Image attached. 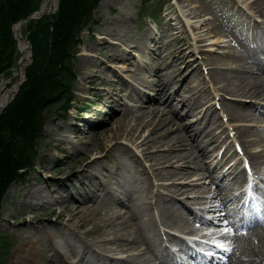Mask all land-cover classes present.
Wrapping results in <instances>:
<instances>
[{
	"label": "rangeland",
	"instance_id": "374dc122",
	"mask_svg": "<svg viewBox=\"0 0 264 264\" xmlns=\"http://www.w3.org/2000/svg\"><path fill=\"white\" fill-rule=\"evenodd\" d=\"M25 1V3H27V5L29 6V4L35 0ZM234 1H236V3ZM257 1L258 0H92V7L91 9L89 7L90 11L87 15V18L85 19V22L83 19L80 26L78 27L79 29L77 32V38L79 39V45L78 47H76L75 56L72 58V60H69L70 62L68 65L70 74L73 75V79L71 82L72 91L69 94L70 99H72L71 106L66 112H63L59 104H52L47 107L44 119L42 120V124L40 127L41 130L39 134L38 147L36 148V155L32 162V168L26 170L25 173L23 172V174L18 178L17 181L10 183L1 196L0 252H2V254L6 252L4 264H18L15 254L18 253L21 241L27 238H33L37 230L40 231L39 235H43L45 238L47 234H50L51 237L49 236V238H46L47 243L53 244L56 250L61 254L65 252L66 241L70 237L75 241L76 245L84 243L91 246V249H93L97 253H103L108 257L118 256L117 253L113 251L115 249V245H112V242L114 241H112L111 239L112 235L109 233L110 229H107L108 227L112 229V227H110L112 222L109 221L111 220L109 219V217L112 218V207L114 205H109L107 204V202L104 203L105 205L101 204L99 205L100 209L98 210L97 208L98 212L96 210L95 214L92 215L91 209L93 206L92 202H89L87 206L89 208L85 210L84 215H82L85 225L81 228H74V221H65L64 215L56 218V214H58V212L60 211L61 206L60 204L54 203L52 201V198L59 195V193L61 195H64L65 193L62 190L68 187L72 195V200H74V198L75 200L79 198L78 192L82 195H85L88 192H92L94 197L101 199L103 195V187L111 189L113 192H115L118 185L117 182L119 180V178L116 179L119 175L116 176L115 173L118 169L120 170V173L131 176L129 178H131L132 180L143 178L142 185H140L143 193L142 191L138 193L131 192L128 197H124L118 192L119 190L117 188V195L123 202L121 205H118V208L121 210L120 211L118 209V212L123 216H127V210L129 209L128 206H130L131 201L132 203L142 204H144L143 202L147 201L149 203L147 215H152L151 210L156 207L153 204V191H155V194L159 193L160 191L161 193L164 192L166 194H170L171 197L175 196L181 199H186L183 204H190V208L192 210L202 209L200 207H198L197 209H193V204H191V202L189 203L188 200L190 198L186 196L200 198L197 201V205H200V203L203 201L201 197L206 195L207 190H211L206 188L212 186L211 184H215V180L210 179V181L212 182L211 184H209L208 179L210 177H207L205 175L206 171L196 166L205 165L208 166L211 170L214 168L213 171H211L212 175H215L220 170H217V168L215 169V167L218 165L217 161L212 167H210L209 165V163H211V157L214 155L212 157V160L216 158V149L212 150L214 148L213 143L212 145H206L205 148L203 135L200 136L201 138H199V140L197 135L196 139L201 146H204L205 156L202 157V160H199L201 156H199L197 160H191V157L193 155L201 152V148L198 147V142L196 143L194 138L191 137L193 132H191V129L188 128L187 125L198 119H201V122H203L204 125V120L206 118L205 116H209L208 120L214 125L215 128L213 132L215 134L222 135L227 132L226 124L222 119L221 120L223 123L220 121L221 115L225 114L224 108L220 107V102L224 100L223 102L225 104H228L234 102L237 103L238 101H228V97L226 96V99H218V104L220 105L219 107L212 106V100L210 99L209 92L206 88L207 85H209V82L205 80L206 78H209L210 80L218 82H213V85L216 87L220 85L219 89L221 91H223V87H226L227 85L229 91L233 87V85L235 86L238 84L236 78L232 79V77H229L230 69L236 66V61L230 60L227 57H229L228 54L231 53H242V45L245 44V41L248 43L247 45L250 48H253L255 51L258 49V43L261 41V34L260 32H258V29L261 24L262 25L260 26V28L264 27V19L256 12L255 4ZM40 2L41 0H37V5L30 10L29 7V13L23 15L22 17L36 12ZM80 2H84V4H80ZM87 3L88 0H58L55 9L51 12V14H43V16H39L37 19L31 20L33 24H31L30 26V31H28L29 27L26 28V26L27 23L31 21H28L26 23V26L21 25L20 33H22V36L27 40L30 47V57L26 62L27 65L25 69L35 61H39L40 55H42L41 53L44 48L48 49L51 46L56 45V43H58V41L62 39L63 32L58 33L56 31V29L60 25L59 22H68L74 15V13H79L87 8ZM5 14L6 13L3 12L0 17V21H4L0 22V31H6L5 33L2 32L3 37L1 36L0 38V49L2 47H5L7 53L11 54V62H3L4 68L0 71V82L1 80H7L9 74L11 73V71H13V67L17 66L16 61L18 57L17 41L15 40L13 32L11 30L12 23L14 24L18 19L14 22L11 21L12 23L10 22L8 24V22L6 21L7 18L4 17ZM46 23H48L49 25L48 37L46 38L45 43L43 42L42 44L40 40L41 35L39 34H42V31H45L43 24ZM251 26H256L255 29L257 31H252ZM174 28L176 32H173L172 29ZM100 29H105L108 33H110V35L104 33L106 31H100ZM249 30H251L252 33L258 36L255 37V39L249 37L251 36V31ZM151 37H154L158 40L160 52H154L153 42L156 39H154L152 42V40H150ZM33 39L35 40L34 42H32ZM101 40L104 41V45L99 44L103 43L99 42ZM130 40L134 45H137V47H134V45H132L133 48L131 47L130 49H127L129 57L128 60L124 63L125 65L113 62V58L111 57L113 55V52H118L119 48L123 50L124 44H126ZM123 41H125L126 43H123ZM238 41H240V43L242 42V45ZM35 43L38 44V49L35 48L37 47V44L35 45ZM238 44L241 46H239ZM110 45L114 47L117 46L119 48H113L110 47ZM88 46H94L95 49L90 50ZM261 48H264V44L261 46ZM111 49L115 50L113 51ZM32 52L37 56L34 62H32ZM157 54L161 57V59H164L165 66H167V69L163 68L161 72L174 73L177 70L182 71L176 78L175 82H172V87L170 88V85L168 88V91L170 92V94H172L171 100L173 101V104L172 107H166L165 104H163L162 106L159 103L160 100L156 101L155 99L149 102L144 97V100L141 103L140 107L139 103L136 102L134 97L133 100L131 98V95H133L132 89L134 88V90H137L136 93H138L139 90L143 93L148 94V98L153 97V92L147 89L144 84L145 82H152L156 78L153 75L152 71L150 72L147 66H154V64L152 63V59L157 58ZM84 56H88L89 58H91L92 62L96 63V65L91 66L81 63V57ZM181 58H183L182 61ZM247 64L248 62L245 63L246 66L249 65ZM185 66L187 68H185ZM106 67L108 68V71L106 70ZM203 68L207 70L206 74L201 71ZM118 69L122 70L118 71ZM109 70L118 72L121 78L117 82V85L114 86L115 88L113 87V89L108 93L111 94L113 99L116 100V105L118 104V107L116 105L111 106L114 109H116L117 107L116 110L118 111V113H115V115H119L120 112H122L124 115L123 111H125L127 108H130V110H133V112L138 110L137 112L140 113V109L147 110L151 107H154L155 105H159L163 110V116L167 119L172 120L170 129L176 130L175 134H177L183 140L181 141L182 145L180 147V150H178V147H176L174 144L171 146V152L168 153V157L170 156V159L168 162H166V164H164V167H161V165L159 164L157 165V170L160 171L158 176L153 174L154 171L150 172L151 170H148V173L147 171H145L143 175H139L135 171L134 167L136 163H139L142 167H144L145 170V166H148L149 168L150 162L144 160L142 157L141 149L135 147L137 146V143L148 136L147 130L151 126L150 124H147V120L149 121V117H145V127H147V129L143 128L141 131L135 129L136 139L134 141H129L124 135H121L115 140H112L106 138V135L108 134V132H106L104 137L105 139L103 140V145L96 146V148L93 149H97V154L91 150V156H95L96 158H98L99 162L96 163V165H93L91 170L88 171L91 174L83 173V176H80L81 169L78 167V162L82 159L90 160V158L85 153L86 150L89 151V147H93L96 143L100 144L98 139H94L92 136L90 138L86 137L87 129L82 120L88 119L97 121L98 129L105 128L106 125L101 123L100 118H94L93 113L103 106L104 99L106 100V97L108 96V94H106V91L102 88V81L104 79L112 77L110 74L111 71L109 72ZM194 70L195 72H193ZM28 71L29 69L27 68L26 77L24 74L23 81H21L20 85L25 82V78L26 82L24 84L27 83ZM191 71L193 72V76L191 74L188 75V73H190ZM85 72H91L96 75V78H93L91 80L92 85L89 86V88L84 87L85 84L82 83L81 78ZM50 73L51 77H55L56 67H52L50 69ZM187 76L190 78L192 77L193 79L195 78L194 81L189 82ZM245 80L248 81L249 78H246ZM13 83H17L16 80L7 82L1 92L4 93L5 91H7L9 88H11ZM24 84H22V86ZM187 84H189L188 86L203 88V90L205 91L204 93H202L201 99H208L205 105H207L208 103L210 104H208L204 108L202 107V109H200L199 111L196 110L192 114L189 113V115L184 116V114H186V108H182V110L180 109V101L182 100L183 95L184 97L186 96V93L181 94L180 88L182 85ZM15 89L12 91V93L15 91ZM223 92L233 97H237L228 92ZM190 95H192V93ZM183 104L185 105L184 99ZM203 105L204 104L202 103V106ZM15 106H17V104H14L13 108H16ZM209 106H212L214 108L208 111L207 108ZM201 110H207V112L203 113V115L205 116L200 117L202 113L200 112ZM22 112L23 109L20 108L15 118L16 120ZM230 112H232L231 109ZM230 115L231 116L227 114V116L229 117V120L227 119L228 123L230 125H234L240 130H244L242 136H239L238 139L244 142L246 148V146L248 145L247 140L249 137H247L245 124L249 125V123H251V118L236 119L232 116V113H230ZM213 116H215L214 122H212ZM120 118L122 119V121L125 120V116ZM110 119H112V116L109 118V121L111 122ZM11 124L12 121H10L8 127L11 128ZM176 124L180 125L178 126ZM5 125L7 126L6 123ZM70 125H77L78 130L80 131H75L70 127ZM113 126L114 125H111L110 127ZM210 126L212 128V125L208 124L209 128ZM123 128H126V132H128L129 129H132V126H124L123 123ZM251 131H253L254 134L259 135L261 141L259 146L264 148V134L260 133L258 129H249V133H251ZM7 132L8 131H4V134ZM233 132L235 135L238 134L236 132V129L233 130ZM169 136L173 137L174 135L170 134ZM3 143L5 142L1 140L0 145L3 146ZM114 145L118 146L117 148L125 147L129 154L123 151H119L118 149H114ZM72 147H76L77 149L80 148L81 150H79L78 152H74L72 150ZM130 147L139 152H137V154H135V152L133 153ZM247 148V150H250L249 146H247ZM157 149H160L159 152L163 151L164 153L165 147L163 145H160ZM191 149L194 150L191 151ZM177 151H179L181 155L186 154V156L184 158H179L176 155L178 154ZM43 153H49L57 158L63 157L64 154L69 153L70 157H67L63 161V163H56L53 159H51L49 160V162H47L45 168L41 170V166L44 162L42 158ZM78 155L79 157H77ZM220 160L221 159L218 158V161ZM177 165L180 166L176 167ZM122 166L124 167V170L121 169L123 168ZM259 167L263 168L264 170V164H260ZM181 169H184L188 172L193 171L192 174L188 173L187 175H184L188 176V179L192 176L191 180L185 179L187 180L185 186H182L181 190L176 191L175 194L172 193L171 190L173 188L171 187H167L164 189L161 183L169 185L171 183L177 184L181 182V179L179 177L172 176L173 173ZM3 172L4 170L2 164L0 163V174H3ZM226 173H229V171H226ZM74 175H77V178L72 177ZM193 175L197 176V178L199 179H195ZM204 180L205 184L202 183ZM39 181L41 184H39ZM190 183H192L193 185ZM148 186L150 187V191L149 189H147ZM236 186L237 183L234 187ZM74 187H77V192L74 190ZM32 189H35V191L32 192ZM212 190L209 196L207 195L208 200H215L214 198H211V196L213 195ZM28 192H32L35 198L44 197V199L47 200V203H44L40 208L32 210L33 216L27 215L30 210L23 207V199L26 197V194ZM146 195L149 197L146 198ZM165 196L167 195H164V197ZM102 201L104 202L106 200ZM178 206L184 210L182 206ZM20 211H23L24 215L20 216ZM218 211L213 210L214 214ZM155 214L158 221L157 211ZM145 217L147 218V216ZM104 220H108L110 225L102 228L100 227V225L103 224ZM22 226H25L26 229L24 227L20 229ZM70 232H73V237L71 236ZM85 232L93 234L88 236ZM100 232L101 234L98 235ZM51 238L52 240H50ZM98 238L101 239V243H103L102 240L107 241L106 243H104V245L101 244L98 247V242H96V239ZM164 239L166 240L165 237ZM164 239L161 240V246L164 242H166L164 241ZM104 246H107L111 250L108 253H104ZM123 248L127 249L128 251L124 253V257L125 255L132 256L134 254H137V257L133 256L135 260L137 258V260L147 258V256H143L141 250L142 246L137 248L136 251H134V249L133 251L130 250L129 246ZM76 250L77 252L79 251L78 246L75 247V254L78 256L79 253H77ZM75 254L68 255L64 253L63 256L66 257V263L68 261L70 264H76L75 262H77L78 257ZM128 257L129 256H127V258ZM147 263L152 264V261H150V257L147 258ZM154 264L156 263L154 262Z\"/></svg>",
	"mask_w": 264,
	"mask_h": 264
},
{
	"label": "bare ground",
	"instance_id": "6f19581e",
	"mask_svg": "<svg viewBox=\"0 0 264 264\" xmlns=\"http://www.w3.org/2000/svg\"><path fill=\"white\" fill-rule=\"evenodd\" d=\"M57 2H58V0H42L38 10L35 13H37V14L44 13V15L45 14H51V12L55 9ZM255 9H256V12L264 19V0H258L255 4ZM41 16H43V15H41ZM31 20L32 19H28L25 21L23 20L22 22L18 21L19 23L16 22L12 25L11 30L13 32L15 40L17 41V52H18V57H17V61H16L17 66L13 67V71H11L7 80H1V82H0V104H2L11 95L12 91L17 86L19 87L21 81H23L24 70H25V67L27 65L26 62H27L28 58L30 57L29 56L30 55V47H27V40L22 36V33H20V27H21V25L25 26L26 23L28 21H31ZM255 28H256V26L252 27V31H257ZM172 30H173V32H176L175 28ZM100 31H106V30L100 29ZM252 31H251V36H249V37L255 39V37H257L258 35L252 33ZM258 32H260V34H261V41H264V27H261V28L259 27ZM101 33H103V32H101ZM104 33H106L107 35H110V33H108L107 31ZM148 37H150V36H148ZM154 39H156V38H154V37L150 38V40H152V42ZM242 40H243V38H242ZM99 42H103V43H99V44L104 45L103 40H101ZM238 42L240 43V41H238ZM123 43H126V42L123 41ZM247 44L248 43L246 41H245V44H243V45L241 44L242 45V53L228 54L229 55V57H227L228 59L236 61V66L234 68L230 69L229 77H232V79L236 78L238 81V84L235 86L233 85V87L229 91H228V87H227L228 85H227L226 87H223V91L228 92L234 96L241 97V98H250V99H254V100H259V99L261 100L264 97V52L261 51L260 49H257L255 51L253 48H250ZM132 45H134V44L130 40L126 44H124L123 50H121L119 47L115 46V47L119 48V51L113 52V55L111 56L113 58V62H117L118 64H124L128 60V57H129L127 49L128 48L130 49L131 47L133 48ZM241 45H239V46H241ZM153 46H154L153 47L154 52H156V51L160 52V47H159L157 39L153 42ZM110 47L115 48L112 45H110ZM134 47H137V45H134ZM88 48L90 50L95 49L94 46H88ZM111 50H113V49H111ZM244 55H245V57H244ZM81 60H82L81 63H84L85 65H91V66L96 65V63L92 62V59L89 58L88 56L81 57ZM182 60H183V58H181V61ZM247 62L249 64V65L247 64L248 66L245 65V63H247ZM152 63L154 64V66H152V67L147 66V67L150 70V72L152 71L153 75L156 78L152 82H145L144 85L147 89H149L153 92V94H154L153 97L148 98V96H147L148 94L143 93L139 90H138V93H136L137 90H134V88H133L132 89L133 95H131V98L133 100V97H134L136 102L139 103L140 107H141V103L144 100V97L149 102L156 99V101L160 100L159 103L162 106H163V104H165L166 107H172V104H173V101L171 100L172 94H170V92L168 91V88L172 84V82L173 83L175 82L176 78L179 76V74L182 71L177 70L174 73L173 72H161L163 70V68L167 69V66H165L164 59H161V57L158 56V54H157V58L152 59ZM185 68H187V67L185 66ZM106 70L108 71V68ZM121 70L122 69H118V71H121ZM195 70L193 72H195ZM110 71L111 70H109V72ZM193 72L191 71L190 73H188V75L191 74L193 76V74H192ZM110 74L112 76L111 78H107V79H104L102 81V86H103L102 88L106 91V94H108L113 89V87L117 85V82L119 81V79H121L118 72L111 71ZM174 75H175V77H174ZM93 78H96V75L94 73L85 72L81 78L82 83L85 84L84 87L89 88V86L92 85L91 80ZM246 78H249V80L246 81L245 80ZM187 79H189V82H193L195 78L193 79L192 77L190 78L187 76ZM12 80H16L17 83H15V84L13 83L14 85L12 84L11 88H9L7 91L2 93L1 90L5 87L7 82H10ZM222 80H223V78H222ZM188 85L189 84L182 85L180 88L181 94L186 93V96L184 97V95H183V98L180 101V109L182 110V108H184V109L186 108L185 109L186 114H184V116L189 115V113L192 114L196 110H198V109L200 110L203 107L201 97H202V93H204L205 90H203V88H197L196 86H188ZM171 87H172V85L170 86V88ZM191 93H192V95H190ZM183 99H184L185 105L183 104ZM106 103H108V104H106ZM115 105H116V100L113 99L111 94H108V96L106 97V100L104 99L103 106L100 109H98L96 112L93 113L94 118H97V119L100 118L101 123L106 125L105 128L98 129L97 128V126H98L97 121L88 120V119L82 120L83 124L86 126V129H87L86 137L90 138L92 136L94 139H98L100 144L94 143L95 145L93 147H89V151L86 150L85 153L90 158V160L82 159L78 162V167L81 169L80 176H83L82 175L83 173L91 174L88 171L91 170L93 165H96V163L99 162V159L96 158L95 156L94 157L91 156V154H92V151H94L97 154V152H98L97 149L96 150H93V149H95L96 146L103 145V140L105 139L104 137H105L106 132H108V134L106 135V138H109L112 140H115L117 137L124 135L129 141H134L136 139L135 129H137L139 131H141L143 128L147 129V127H145L146 126L145 117H149L150 122L147 120V124L151 125L147 130L148 136L146 138L142 139L139 143H137V146H135V147L141 149L143 159L150 162L149 169L151 170V172L154 171V173H153L154 175L158 176L160 171L157 170V165L159 164V165H161V167H164V164H166V162L169 161L170 156L168 157V153L171 152V148H172L171 146L174 144L176 147H178V150L181 149L180 148L182 145L181 141H183V140L177 134H175L176 130L170 129V124L172 123V120L165 118L163 116L162 108L159 105L158 106L155 105L154 107H151L147 110L146 109L145 110L140 109V113L137 112L138 110L133 112V110H130V108H127L125 111H123L124 115L122 112L119 113L120 117L125 116V120L122 121V119L119 117V115H115V113H118V111L116 110L118 107L117 106L118 104L116 105L117 106L116 109L111 107V106H115ZM220 105L222 107L226 108V110L229 112V115H230V113H232V116L235 117L236 119L257 118L260 113H264V107L263 106H261L259 104H254L252 102H250V103H240V102L236 103V102H234V103L225 104L223 101H221ZM212 108H213L212 106H209L207 108V110H211ZM230 109L232 112H230ZM111 116H112V119H110L111 120V122H110L109 118ZM205 122L206 121L204 120V123ZM123 123H124V126L125 125L132 126V129L131 130L129 129V131L126 132L127 130H126V128H123ZM130 123H132V124H130ZM111 125H114V126L110 127ZM176 125L179 126L180 124H176ZM70 127L72 129H74L75 131H80V130H78L77 125H70ZM187 127L191 129V132H193L191 137L194 138L196 143L198 142L196 139L197 135H198V140H199V138H201L200 136H202V135L204 136L203 142H205V148H206V145H208V144H211V145H212V143L215 144L219 139V136L214 134L211 126L209 128L207 124L203 125V122H201V119L194 120L192 123L188 124ZM237 131H238L237 133L242 136V130L238 129ZM102 134H103V137H102ZM170 134H173L174 136L170 137L169 136ZM167 137H170V138H167ZM52 140H55V139H52ZM154 140H156V141H154ZM48 143H50V142H48ZM115 143H117V142H115ZM160 145H163L165 147L164 153H163V151L159 152L160 149L159 150L157 149ZM197 145L199 148H201V152L193 155L191 157L192 161L197 160V158L199 156H201L199 158V160H202V157L205 156L204 146H201L199 144V142L197 143ZM117 147L118 146L114 145V149H118L119 151H123L125 153H128L127 150L125 149V147H120V148H117ZM214 149H215V147L213 148V150ZM72 150L74 152H78L81 149L80 148L77 149L76 147H72ZM192 150H194V149H191V151ZM182 151H184V150H182ZM177 152H178V154H176V155L179 158H184L186 156V154L181 155V153L179 151H177ZM224 154L225 153L222 152L219 155V159H222ZM67 157L68 158L70 157L69 153L64 154V156L60 157V158H57V157H55L49 153H43L42 158H43L44 162L41 166V170H43L45 168V166L47 165V162H49V160L53 159L56 163H63V161ZM77 157H79V155ZM255 157H252L253 163H256L259 158H263L260 155H256ZM185 161H186V159H185ZM134 167H135V171L139 175H143L146 171L144 169V167H142L139 163H136V165H134ZM196 167L201 168V169H205L206 172L209 171V167L205 166V165L196 166ZM180 168H183V167H180ZM121 169L124 170V167ZM166 173H168V172H166ZM188 173L192 174L193 171L188 172L184 169H181V170L173 173L172 176H177V177L179 176L181 178L184 175H187ZM115 174H116V176L119 175L116 178V179L119 178V180L117 182L118 185L116 187L115 192H113L111 189H107L106 187L105 188L103 187V189H102L103 195H102L101 199L99 198L100 200L97 197H94L92 192L91 193L88 192L85 195H82L81 193L78 192L79 198L76 200L74 198V200H72L71 199L72 195H71V193L69 191V187H68V188L62 190L65 193L64 195H61L59 193V195L52 198V201L54 203L60 204V206H61L60 211L58 212V214H56V218L64 215L65 221H69V222L74 221L73 222L74 228H81L85 225L82 215H84V211L89 208V207H87L89 202H92V206H93L91 209L92 215L95 214L97 208H98V210L100 209L99 205H101V204H104L107 202V204H109V205H114L112 207V218L113 219L109 217V219H111V220H109L107 218L109 221L112 222V224L110 225L108 220H104L103 224L100 225V227L103 228V227H107L109 225H110V227H112V229L109 227L107 229H110L109 233L112 235V237H111L112 241H114V242H112L113 243L112 245L113 246L115 245V249L113 251L116 252L117 255L120 257H117V258L114 256L108 257V256L104 255L103 253H101V254L97 253L96 251L91 249V246L84 244V243L76 245L75 241L70 237L66 241V246H65L66 248H65L64 253L68 254V255L75 254V247L78 246L79 251L77 252V250H76V252L79 254H78V256L75 254L78 257L76 264H78V263L79 264H148L147 258H149V257H150V261H152V264H154V262L156 264H168V258L166 255L163 254L164 249L161 248L159 245L160 238L163 236H167V235H166V233H164L163 231H161L157 227L155 220H153L150 215H147L149 203L147 201L143 202L144 204L132 203V201H131L130 206H128L129 209L127 210L128 211L127 216H123L118 212V209H119L118 205H121L123 202L118 197L116 191L119 190L118 192L124 197H128V195H130L131 192H134V193L141 192L142 189H141L140 185H142L143 178H138L136 180H132L131 178H129L131 176H127L124 173H120L119 169L116 170ZM230 175H231V167L229 169V173L225 172V174L221 175L219 180L222 179V181H221L222 185H220L219 187L215 185L213 190H212L213 195L211 196V198H214L215 200L220 201L221 203L218 205L224 207V209H223L225 212V213H223L224 223L220 224L222 226L220 228V230H222L224 228L228 229L232 226L236 227V228H240V229L242 228L241 226H239V227L237 226V223L242 220L241 219L242 215L236 214L237 210L235 207V205L237 203L236 201H238V199H239V195L233 196L229 192L231 185L233 184V180H235L232 178L230 180H228L226 178ZM72 177L77 178V175H74ZM69 181H70V179H69ZM147 181H148V179H147ZM39 184H41L40 181H39ZM183 185L184 184H182V183H178V184L171 183L169 185H163L162 187L163 188L172 187L173 192H176V191H180ZM117 188H118V190H117ZM35 189H32V192L35 191ZM147 189H149V191H150L149 186L147 187ZM259 189L260 188L258 187L257 191ZM74 190L77 192L78 191L77 187H74ZM98 190H99V188H98ZM32 192H28L26 194V197L23 199V202H24L23 207L30 210V212L27 213V215H29V216H33L32 215L33 209H38L44 203H47V200H45L44 197L43 198H41V197L35 198L34 194ZM142 193H143V191H142ZM258 193H259V191H258ZM135 196H138V195H135ZM263 196H264V193H263ZM145 197L147 198L149 196L146 195ZM153 197H154V203L153 204L157 208V218H158L159 223L162 226L170 227V228L175 229V230H181L182 225L185 223V221H187V222L193 221V222L200 224L201 226H203L204 224L207 223V212L208 211L206 212L203 209L192 210L191 208L190 209L186 208V209H188V213L186 214L182 211V208H180L178 206V204H176L175 200L171 196L170 197H167V196L164 197V195L156 193L155 195H153ZM102 200H106V201L103 202ZM142 200H143V198H142ZM149 200H150V198H149ZM128 201H129V199H128ZM262 201H263V203L261 205H262V208L264 211V198L262 199ZM136 202H137V200H136ZM233 203H234V206H232ZM174 205H176V206H174ZM240 206H242V204ZM252 208H253V206H252L251 202L248 201L247 209H252ZM98 210H97V212H98ZM250 213L251 212H248V214H250ZM19 215L20 216L24 215V212L20 211ZM145 216H147V218ZM254 216H255V214H254ZM256 216L261 220L263 219V225H264V216H262V215L261 216L256 215ZM29 222H30V220H29ZM249 225L250 226L244 227L246 232H251L256 224L249 223ZM23 227L26 229L25 226H22L20 229H22ZM39 233H40V231L37 230V232H36V234H34L33 238H27L26 237L27 239H24L21 241V245L19 247L18 253L15 254V257L17 259L18 264H70L68 261L66 263V257L63 256L64 253L61 254L59 251L56 250V248L54 247L53 244L47 243L46 238H49L50 234L48 235L46 233L47 235L45 238L43 235L42 236L39 235ZM70 234L73 237V232H70ZM91 234H93V233H86V235H88V236H90ZM100 234H101V232L98 235H100ZM94 239H95V237H94ZM260 239L258 238V241H257L262 246V249L260 252L255 253V250L253 247L246 245V247H244V246L240 247V254H244V256H246L247 258H249L250 256H258L261 259L262 255H264V240H260ZM50 240H52V238ZM102 241H103V243H101L100 238L96 239V242H98L97 243L98 247L101 244L104 245V243H106L107 240H102ZM109 241H110V239H109ZM171 241H172V244L174 246L179 245L178 241H176L174 239H171ZM93 246H94V244H93ZM126 246H129L130 250H132V251H133V249H134V251H136L137 248L142 246L141 250H142L143 256L144 257L147 256V258H143L141 260H137L138 259L137 258L135 260L134 257L135 256L137 257V254L129 256L128 258L122 257L121 254L128 252L127 249L123 248ZM62 249H63V247H62ZM104 249H105L104 253H108L111 250L107 246L106 247L104 246ZM140 256H141V254H140ZM260 259H258V260H260ZM228 264H248V263H246L243 259L240 258L237 260L236 259L231 260L230 263H228ZM261 264H264V263H261Z\"/></svg>",
	"mask_w": 264,
	"mask_h": 264
},
{
	"label": "trees",
	"instance_id": "16d2710c",
	"mask_svg": "<svg viewBox=\"0 0 264 264\" xmlns=\"http://www.w3.org/2000/svg\"><path fill=\"white\" fill-rule=\"evenodd\" d=\"M25 2V0H0V17L3 12L6 13L4 17L7 18L6 21L9 24L11 21L14 22L28 14L29 10L37 5V0L31 2L29 6ZM91 3L92 0H88L87 8L79 13H74L68 22H59L60 25L56 31L58 33L63 32L62 39L56 45L48 49L44 48L39 61H35L37 56L33 53L34 51L32 52V62H35L27 67L29 69L27 83L24 84L25 78V82L22 83L24 85H19L12 100L0 112V141L5 142L3 143L4 148L0 145V163L4 170L3 174H0V199L6 187L11 182L17 181L23 172L25 173L32 167L38 147L40 127L47 107L52 104H59L60 108L65 111L71 104L69 94L72 91L73 75L70 74L68 65L69 60L74 57L76 46L79 43L77 38L78 27L89 14L92 7ZM80 4H84V2H80ZM31 22H28L27 26L25 25L26 28L29 27L28 31L31 30L30 26L33 24ZM43 27L45 31L39 34L42 44L48 37V23L43 24ZM2 32L5 33L6 31H0V38L3 37ZM34 41L33 39L32 42ZM35 48L38 49V44ZM3 62H11V54L7 53L5 47L0 49V71L4 68ZM52 67H56L55 77L50 76ZM27 68L24 70L25 77ZM14 104H17L16 108H13ZM20 108L23 109V112L16 120ZM10 121H12L11 128L8 127ZM4 131L8 132L4 134ZM0 264H4L2 252H0Z\"/></svg>",
	"mask_w": 264,
	"mask_h": 264
},
{
	"label": "water",
	"instance_id": "95a60500",
	"mask_svg": "<svg viewBox=\"0 0 264 264\" xmlns=\"http://www.w3.org/2000/svg\"><path fill=\"white\" fill-rule=\"evenodd\" d=\"M37 13H32V14H30V15H28V16H24V17H22V18H20L18 21L19 22H22L23 20L25 21V20H28V19H37L39 16H41V15H43L44 13H40V14H37ZM18 22V23H19ZM27 47H29V43L27 42ZM17 89H18V86L16 87V89H15V91L2 103V104H0V112L7 106V104L12 100V98H13V96H14V94L16 93V91H17Z\"/></svg>",
	"mask_w": 264,
	"mask_h": 264
}]
</instances>
